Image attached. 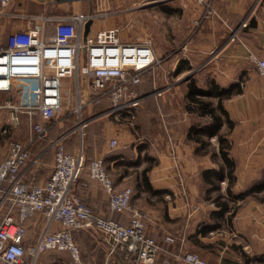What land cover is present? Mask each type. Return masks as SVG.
Listing matches in <instances>:
<instances>
[{
  "label": "crops",
  "instance_id": "obj_1",
  "mask_svg": "<svg viewBox=\"0 0 264 264\" xmlns=\"http://www.w3.org/2000/svg\"><path fill=\"white\" fill-rule=\"evenodd\" d=\"M137 2L8 0L5 5H0L3 11L0 14V46L5 44L10 32L31 26L32 21L26 15L97 11L99 7L121 8ZM213 7L216 14L195 26L193 20L200 14V8L194 0H178V10L187 20L184 39L178 41L177 51L165 52L170 50L169 45H164L166 49L161 48L160 53L155 49L157 56L163 58L161 75L165 81L158 86L151 82L145 90L140 89L141 100L161 105V126L155 127L156 123L145 140L137 135L135 128H126L125 132L121 129L119 136L125 137L121 142L115 135L116 125L125 121L126 114L123 113L120 121L115 120L107 113V104L103 102L98 106L96 117L111 120L114 133L108 144L98 149V157L103 158L116 190L133 189L131 206L144 214L142 222L146 233L160 243L166 235L173 237L174 241L165 245L172 253L166 256L169 264H187L179 257L184 252L197 253L206 264H264V100L261 78L248 58V52L264 58V0H213ZM240 22L246 25L242 26L236 40H229V33ZM97 24L91 21L87 34L94 35L101 29ZM191 78L198 88L208 89L211 84L230 88L229 95L221 99L229 124L223 123L218 130L227 138L230 144L228 155L234 161L230 196L226 192V167L218 153L216 135L208 137L201 131L189 129L192 124L202 122L197 112L186 107ZM64 85L69 86L67 81ZM173 90H179L176 98ZM7 95L0 91V103L7 99ZM216 100L210 98L212 103ZM5 116L8 111L0 108V119ZM53 123L58 126L57 119ZM52 128L51 124L49 130ZM30 134L22 143L28 145L32 160L23 168L22 176L26 183L41 184L52 171L53 155L45 149L48 145L42 146L40 142L57 135L36 139ZM110 139L116 140L115 146H109ZM65 140V150L73 152L74 141L71 145L69 138ZM6 152V148L0 150V161ZM220 167L223 178L218 179L213 172L206 175L208 178L204 177L205 169ZM211 182L218 188L209 190ZM259 184L262 185L258 190L232 201L233 195ZM73 190L98 215L125 225L129 223L128 211H110L107 193L86 170L81 172ZM219 201L226 202L227 208L222 213H219ZM32 220L38 221V232L34 238L28 239ZM26 227L24 243L28 244L43 231V217L29 218ZM73 235L76 242V239L93 238L103 251L102 263L98 264L104 263V244L97 232L82 229L74 231ZM45 252L37 256L35 264ZM60 253H66L70 258L67 252ZM132 257L120 251L116 253L115 261L117 264H131Z\"/></svg>",
  "mask_w": 264,
  "mask_h": 264
},
{
  "label": "built area",
  "instance_id": "obj_2",
  "mask_svg": "<svg viewBox=\"0 0 264 264\" xmlns=\"http://www.w3.org/2000/svg\"><path fill=\"white\" fill-rule=\"evenodd\" d=\"M7 1L0 0V5ZM194 1L200 8V14L193 20L195 26L216 14L213 0ZM110 13L26 15L32 21L31 26L8 34L5 44L0 46V91L8 94L0 108L8 111L13 124H18L24 115L31 123L32 136L45 139L62 107L64 81L70 87L72 78L79 87L83 71L88 100L76 102L78 109L84 103L100 106L106 102L107 113L115 120L120 121L125 113L131 122L133 108L139 101L134 87L143 73L154 70L163 58L157 56L149 38L140 42L122 40L118 27L83 35L87 20L102 19ZM248 58L261 78L264 100V58L251 52ZM66 136L68 133L63 132L50 141L52 171L41 184L26 183L22 176L23 168L32 160L28 145L19 141L9 143L0 161V264H35L37 256L45 251L67 252L78 262L80 249L73 233L90 227L104 244L103 264H117L115 255L120 251L133 256L131 264H169L166 256L172 253L165 245L171 244L173 237L166 235L160 243L146 233L144 214L131 206L133 189H115L103 158L89 162L88 174L107 193L110 211H128L129 223L98 215L74 192L85 155L82 156L81 147L66 151L63 143ZM115 144L116 140L110 139L109 146ZM38 215L44 220L43 231L25 244L26 221ZM179 257L187 264H206L194 252H184Z\"/></svg>",
  "mask_w": 264,
  "mask_h": 264
},
{
  "label": "rangeland",
  "instance_id": "obj_3",
  "mask_svg": "<svg viewBox=\"0 0 264 264\" xmlns=\"http://www.w3.org/2000/svg\"><path fill=\"white\" fill-rule=\"evenodd\" d=\"M125 6L126 7L121 8H96L97 13L112 12L103 16L104 18L101 19V17H98L94 21L98 23L97 25L101 28L103 26L118 27L122 39L125 41L140 42L145 38H149L154 51L157 49L160 53V50H162L161 48L166 49V47H163L164 45H169L170 49L165 52L177 51L176 48L180 45L178 41L184 39L187 26V20L183 19V12L178 10V0H138L137 3L125 4ZM241 24L240 22L239 25L233 27L229 33V40L237 39L242 29ZM231 35H233L232 38ZM172 40L175 42L172 43ZM171 44L174 46H171ZM162 67L163 61L152 72H147L148 74L142 75L141 81L134 87L139 101L133 108V118H131V122L125 119V123L122 122L116 125L118 127L115 134L116 136H119V130L121 129L122 132H125L127 130L126 128L129 130L135 128L137 130V135L143 137L145 140L156 123L157 125L155 127L161 126L162 116L160 112L163 110L161 109V105H158L156 102H150L149 100H141L140 91L145 90L148 87V83L150 84L153 82V85L158 86L165 81V77L163 78V75H161L163 72ZM79 79V87L72 78L69 79L72 81L70 87L63 84L62 107L56 117L58 126L56 127L54 123H51L53 128L51 131L49 130L48 136L67 132L68 136L66 139L69 138L71 140V145H73L74 141L76 146L75 150L79 147L83 149L85 162L82 172L86 170L88 173L89 162L98 158V149L108 144V140L114 132L111 129V120H104V118L103 120H99V117L94 118L99 111L98 106L84 103L81 104V108L78 109V104L76 102H79L80 99L84 101L88 100L86 76L85 84L82 83V73ZM169 81H171L170 78ZM84 89L87 90V96L84 94ZM173 93L176 98L179 90H173ZM173 103L176 105L177 101H173ZM80 120L86 122H84V124L82 123L80 126L78 124ZM131 125H133V127ZM3 129H5V132H2ZM30 129L31 123L26 117L22 118L18 124H13L8 116L0 119V150L2 151L5 148L7 150L9 143L12 141H19L22 143L23 139H28L27 135L31 133ZM30 135H32V133ZM120 136L118 139L121 142L125 141V137L122 134H120ZM52 139L53 138L48 137L47 140L41 141L40 144L42 146L48 145L45 149L50 151L53 155V148L50 146V141ZM87 156L92 158L89 159ZM37 222V220H32L30 222L28 239L34 238V235L38 232ZM76 240L80 249V259L78 262L71 261L66 253L46 251L39 257L37 264H98L103 259V251L95 244L93 238L90 240H87V238L84 240Z\"/></svg>",
  "mask_w": 264,
  "mask_h": 264
},
{
  "label": "trees",
  "instance_id": "obj_4",
  "mask_svg": "<svg viewBox=\"0 0 264 264\" xmlns=\"http://www.w3.org/2000/svg\"><path fill=\"white\" fill-rule=\"evenodd\" d=\"M169 12V10L167 9ZM230 88H220L217 87L215 84H211V86L208 89H202L198 88L194 82V79H190L188 83V92H187V109L191 111L197 112V114L202 118L201 123H195L190 126V130L193 131H201L202 134L205 133L206 136L210 137L211 135H216V138L218 140V153L221 157L223 165L226 167L225 175L227 177V186H226V192L230 196L231 190L230 186L234 181V161L229 157L228 155V149H229V142L227 138L218 133V130L222 126L223 123L229 124V119L227 116V113L223 109L221 105V99L227 95H229ZM211 97H215L216 103H212L210 101ZM198 138V136H196ZM204 143V141H202ZM146 171V169L143 170V173ZM222 168L220 169H205L203 171L204 177L208 178L206 176L208 173L213 172L214 176L219 178H223V175L221 176ZM262 184L254 185L250 187L249 189L245 190L244 192H241L237 195H231L232 201H235L234 199H240L244 197L246 194L258 190V188L261 187ZM217 189L218 185L211 182V189ZM208 190V191H209ZM219 213H222L226 208V202L219 201ZM232 216V215H230Z\"/></svg>",
  "mask_w": 264,
  "mask_h": 264
},
{
  "label": "water",
  "instance_id": "obj_5",
  "mask_svg": "<svg viewBox=\"0 0 264 264\" xmlns=\"http://www.w3.org/2000/svg\"><path fill=\"white\" fill-rule=\"evenodd\" d=\"M90 23H91L90 20H87V21L84 23L83 35H85V34L88 33V31H89V27H90ZM82 83L85 84V72H84V71L82 72ZM84 92H85L84 94L87 96V90H86V89H84ZM85 99H86V98H85ZM82 156L84 157L83 149H82ZM90 229L93 230V231L95 232V230L92 229L91 227H90Z\"/></svg>",
  "mask_w": 264,
  "mask_h": 264
},
{
  "label": "bare ground",
  "instance_id": "obj_6",
  "mask_svg": "<svg viewBox=\"0 0 264 264\" xmlns=\"http://www.w3.org/2000/svg\"><path fill=\"white\" fill-rule=\"evenodd\" d=\"M82 123H83V121H82V120H80L78 124H82Z\"/></svg>",
  "mask_w": 264,
  "mask_h": 264
}]
</instances>
